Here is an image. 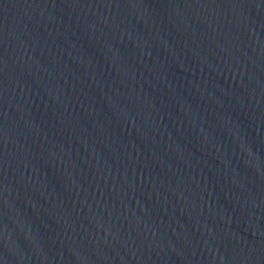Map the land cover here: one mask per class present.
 Instances as JSON below:
<instances>
[{
  "label": "water",
  "instance_id": "95a60500",
  "mask_svg": "<svg viewBox=\"0 0 264 264\" xmlns=\"http://www.w3.org/2000/svg\"><path fill=\"white\" fill-rule=\"evenodd\" d=\"M0 264H264V0H0Z\"/></svg>",
  "mask_w": 264,
  "mask_h": 264
}]
</instances>
